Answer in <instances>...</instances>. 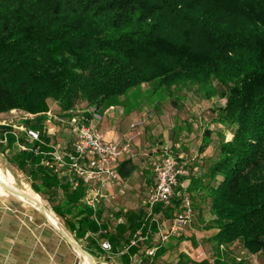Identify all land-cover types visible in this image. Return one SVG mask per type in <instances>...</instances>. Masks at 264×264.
Listing matches in <instances>:
<instances>
[{"label": "trees", "instance_id": "obj_1", "mask_svg": "<svg viewBox=\"0 0 264 264\" xmlns=\"http://www.w3.org/2000/svg\"><path fill=\"white\" fill-rule=\"evenodd\" d=\"M144 82L216 85L224 94L217 121L231 136L190 180L209 197L208 254L199 259L185 252L162 259L175 246L161 242L131 245L149 222L143 208L121 213L124 221L108 232L100 208L83 201L86 184L51 156V102L67 118L87 107L100 112ZM15 110L16 124L0 123V153L91 255L107 239L125 263L134 255L138 264L264 259V0H0V119ZM174 200L151 213L171 217Z\"/></svg>", "mask_w": 264, "mask_h": 264}, {"label": "crops", "instance_id": "obj_2", "mask_svg": "<svg viewBox=\"0 0 264 264\" xmlns=\"http://www.w3.org/2000/svg\"><path fill=\"white\" fill-rule=\"evenodd\" d=\"M142 87L143 84L140 90ZM140 90H131L118 97L114 104L100 111V114L98 112L99 119L91 121L107 141L122 144L129 138L135 156L131 159L124 157L119 162L118 179L109 183L97 195L91 190L96 182L89 184L83 182L87 186L83 201L87 204L91 199L94 205L100 208L102 220L107 221L108 232L112 231L115 224L124 221L121 213L143 208L146 215L144 220H149L150 225L154 222L156 232L151 231L146 239L141 238L138 242L141 245L161 242L163 245L175 246L167 250L162 259L173 257L177 252H185L193 259L205 257L208 253L202 241L210 234V230L193 228L192 232H185L178 243L174 238L173 240L167 237L163 241L160 239L161 234L169 232L168 228L172 221L171 217H166L162 212L152 214L147 203L148 190L154 181L152 163L160 159L154 145L160 132L156 133L154 130V106L149 109L144 107V92ZM16 113L21 118L22 114L16 110L8 115L15 116ZM60 113L58 106L51 102L49 111L45 114V127L47 133L52 136L55 151H70L74 136L71 131L69 134L63 133L67 131L64 127L67 124L64 121L67 116ZM147 114L149 115L146 117ZM161 144L163 147L166 146L164 142ZM213 153V150H206L199 157V164L193 168V175L200 172L201 166ZM0 182L18 189L31 199L38 200L49 212L50 220L70 234L61 217L52 211L47 200L32 190L29 180L1 153ZM175 195L174 191L173 200ZM163 215L164 217L161 218ZM156 219H163L160 225L163 231L156 224ZM70 235L82 247L84 241H78L72 234ZM192 237L195 239V244L191 242ZM124 254L125 252L106 251L100 248L90 256L95 264H138V255L126 257L129 262L125 263ZM257 258L262 262L258 263ZM250 259L252 264H264V259L260 255H252ZM0 264H89V262L50 224L35 207L34 202L10 193L0 184Z\"/></svg>", "mask_w": 264, "mask_h": 264}, {"label": "rangeland", "instance_id": "obj_3", "mask_svg": "<svg viewBox=\"0 0 264 264\" xmlns=\"http://www.w3.org/2000/svg\"><path fill=\"white\" fill-rule=\"evenodd\" d=\"M142 84L143 90L136 87L133 91L144 92V107L146 109L154 106V130L156 133L160 132L154 142L157 154L160 155V158H173L187 172L186 175L178 179L174 190L176 195L174 196L175 202L173 201L171 206V221L181 212L184 196L189 199L193 212L186 225L180 227L174 234L168 233V238H174L176 235L182 237L185 232H192L191 230L194 229L202 230L203 226L211 219L208 189L196 188L190 180L194 176L193 168L199 164V157L206 150L215 152L221 140H228L231 136V128L217 121L218 108L224 104V94L216 85L201 88L189 83H182L167 88L159 86L155 82ZM10 118H12L11 121ZM19 120L20 115L16 113L11 117L8 114L1 116L0 122L16 124ZM64 121L67 123L68 119L66 118ZM67 124L64 125L67 129L63 132L64 134H69L71 131ZM162 142L166 143L165 147L162 146ZM163 217L164 215L161 218ZM156 220V224L163 231L160 226L163 219ZM170 227L171 224L168 231ZM256 261L262 262L258 258Z\"/></svg>", "mask_w": 264, "mask_h": 264}, {"label": "built area", "instance_id": "obj_4", "mask_svg": "<svg viewBox=\"0 0 264 264\" xmlns=\"http://www.w3.org/2000/svg\"><path fill=\"white\" fill-rule=\"evenodd\" d=\"M84 113L89 114L88 117ZM68 119L70 130L74 134V140L71 150L54 151L51 153L54 161L58 166H65L68 173L72 174L84 183H94L91 187L93 194L104 189L109 183L118 179V164L124 158H133L135 156L131 148L130 139L127 138L122 144H115L107 141L103 134L100 133L92 124L93 119H99V114L92 107L83 110L71 112ZM60 120V118H57ZM26 136L30 140L38 138V132L32 129L25 130ZM23 148V147H22ZM154 181L150 186L147 195L149 208L155 204H161L162 207L170 205L174 190L178 184V178L186 175L182 165L170 157H163L152 163ZM87 205L94 207L93 200H88ZM192 207L189 199L182 198V210L176 215L171 223L169 232L160 235L163 241L169 234H174L180 227L187 224L189 217L192 215ZM150 233V224L147 225L146 231L142 236L141 231H137L131 245L138 242L141 238L146 239ZM101 249L109 251L110 244L106 240L99 243ZM155 248L150 247L146 250L148 256H153Z\"/></svg>", "mask_w": 264, "mask_h": 264}, {"label": "water", "instance_id": "obj_5", "mask_svg": "<svg viewBox=\"0 0 264 264\" xmlns=\"http://www.w3.org/2000/svg\"><path fill=\"white\" fill-rule=\"evenodd\" d=\"M0 184L4 188H6L10 193H12L16 196H19L25 200H29V201L31 200L32 202H34L35 207L46 217V219L50 222V224L60 232V234L63 236V238H65L76 251H78L80 254H82L87 259L89 264H95L92 257L90 256V254L87 253L85 250H83V248L72 238V236L69 233H67L63 228L59 227L58 225H56L55 223H53L50 220L49 212L38 200H34V199L29 198L28 196H26L25 194L20 192L18 189L11 187V186H8L5 183L0 182Z\"/></svg>", "mask_w": 264, "mask_h": 264}]
</instances>
